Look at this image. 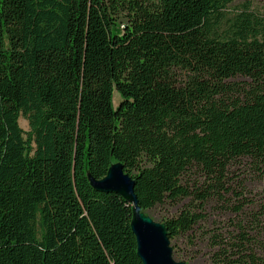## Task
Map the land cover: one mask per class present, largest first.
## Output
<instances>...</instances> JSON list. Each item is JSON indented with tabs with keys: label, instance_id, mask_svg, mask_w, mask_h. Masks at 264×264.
I'll return each mask as SVG.
<instances>
[{
	"label": "trees",
	"instance_id": "16d2710c",
	"mask_svg": "<svg viewBox=\"0 0 264 264\" xmlns=\"http://www.w3.org/2000/svg\"><path fill=\"white\" fill-rule=\"evenodd\" d=\"M235 1L0 0V264H142L132 205L88 179L115 163L144 212L233 193L212 264H264L263 207L228 182L264 178V17Z\"/></svg>",
	"mask_w": 264,
	"mask_h": 264
},
{
	"label": "rangeland",
	"instance_id": "374dc122",
	"mask_svg": "<svg viewBox=\"0 0 264 264\" xmlns=\"http://www.w3.org/2000/svg\"><path fill=\"white\" fill-rule=\"evenodd\" d=\"M247 9L264 17V0H236L229 7V12L233 17L236 13ZM245 80L247 79H235L236 82ZM120 101L121 96L115 91L112 99L114 108L118 107ZM19 124L23 130L29 131V123L24 117L20 118ZM248 169L239 164L233 165L229 171L230 179H228V182L233 189L244 194V198L247 200L245 203H248V207L245 208L246 212H257L263 207V212L259 215V219L261 229L264 230V178L250 174ZM243 182L246 183L245 187L241 186ZM226 199L225 202L222 200H212L206 204H202L201 202H196L190 196L175 202L167 201L153 210L146 211V213L157 222L177 218L185 209L191 210L203 217L192 230L181 233L177 238L172 240L174 257L177 261L187 264H212L211 257L214 253L212 245L213 235L233 236L234 223L238 221V217L231 211V205L237 199L233 193L226 194ZM239 217L241 219H248L245 214ZM246 222H250V220H246Z\"/></svg>",
	"mask_w": 264,
	"mask_h": 264
},
{
	"label": "water",
	"instance_id": "95a60500",
	"mask_svg": "<svg viewBox=\"0 0 264 264\" xmlns=\"http://www.w3.org/2000/svg\"><path fill=\"white\" fill-rule=\"evenodd\" d=\"M88 179L96 191L118 194L132 205L131 228L142 264H187L175 259L166 224L143 211L135 192L136 180L125 171L123 164H113L102 179H95L91 174Z\"/></svg>",
	"mask_w": 264,
	"mask_h": 264
}]
</instances>
